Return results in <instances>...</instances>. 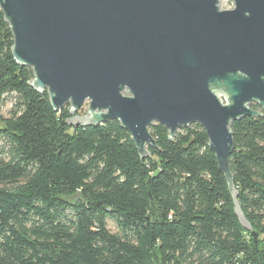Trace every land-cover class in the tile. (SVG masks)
<instances>
[{
    "label": "trees",
    "instance_id": "16d2710c",
    "mask_svg": "<svg viewBox=\"0 0 264 264\" xmlns=\"http://www.w3.org/2000/svg\"><path fill=\"white\" fill-rule=\"evenodd\" d=\"M13 45L0 8V103L17 96L15 112L0 115V264H264V114L230 126L248 230L200 124L172 139L152 125L157 147L141 157L118 120L68 124L70 106L55 110L32 87Z\"/></svg>",
    "mask_w": 264,
    "mask_h": 264
},
{
    "label": "water",
    "instance_id": "95a60500",
    "mask_svg": "<svg viewBox=\"0 0 264 264\" xmlns=\"http://www.w3.org/2000/svg\"><path fill=\"white\" fill-rule=\"evenodd\" d=\"M0 0L14 35L13 54L33 69L32 87L48 91L55 110L74 115L89 102L84 129L118 120L141 157L198 123L209 137L242 225L230 156L231 123L264 113V0ZM225 95L228 103H222ZM85 121V123H80Z\"/></svg>",
    "mask_w": 264,
    "mask_h": 264
},
{
    "label": "rangeland",
    "instance_id": "374dc122",
    "mask_svg": "<svg viewBox=\"0 0 264 264\" xmlns=\"http://www.w3.org/2000/svg\"><path fill=\"white\" fill-rule=\"evenodd\" d=\"M219 7L221 10H231L234 8L233 0H220ZM16 100L17 96L15 94H7L3 101L0 103V115L4 117H10L16 109ZM65 106H70L67 104ZM89 102H85V104L74 114V116H87L89 117ZM73 116V117H74ZM80 123H85V121H81ZM0 156L3 158L8 157V143L4 139H0ZM108 227L111 232H117L118 228L116 223L112 220L109 221Z\"/></svg>",
    "mask_w": 264,
    "mask_h": 264
},
{
    "label": "built area",
    "instance_id": "2783aa9c",
    "mask_svg": "<svg viewBox=\"0 0 264 264\" xmlns=\"http://www.w3.org/2000/svg\"><path fill=\"white\" fill-rule=\"evenodd\" d=\"M220 98L222 100V103H224V104L228 103V101L226 100L225 95H220Z\"/></svg>",
    "mask_w": 264,
    "mask_h": 264
}]
</instances>
